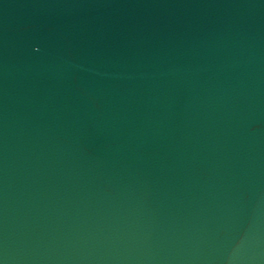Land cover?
Here are the masks:
<instances>
[{"label":"water","instance_id":"obj_1","mask_svg":"<svg viewBox=\"0 0 264 264\" xmlns=\"http://www.w3.org/2000/svg\"><path fill=\"white\" fill-rule=\"evenodd\" d=\"M0 264H264V0H0Z\"/></svg>","mask_w":264,"mask_h":264}]
</instances>
